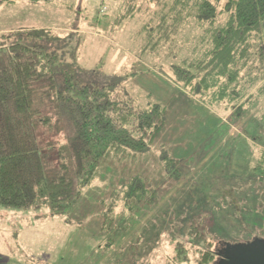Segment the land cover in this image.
<instances>
[{
    "label": "rangeland",
    "instance_id": "rangeland-1",
    "mask_svg": "<svg viewBox=\"0 0 264 264\" xmlns=\"http://www.w3.org/2000/svg\"><path fill=\"white\" fill-rule=\"evenodd\" d=\"M11 1L0 4L1 31L77 32V63L94 71L85 82H121L138 106H166L167 122L146 154L104 160L65 216L0 206V264H200L210 252L214 264L228 244L264 240V182L255 171L264 150V82L237 111L240 101L194 96L169 70L194 52L205 26L188 22L170 35L154 13L172 0ZM129 3L133 15L120 18ZM163 151L182 161V178L169 180ZM137 175L158 201L131 213L119 203L104 230V199Z\"/></svg>",
    "mask_w": 264,
    "mask_h": 264
},
{
    "label": "trees",
    "instance_id": "trees-1",
    "mask_svg": "<svg viewBox=\"0 0 264 264\" xmlns=\"http://www.w3.org/2000/svg\"><path fill=\"white\" fill-rule=\"evenodd\" d=\"M6 2L12 1L0 0ZM129 5L120 18L133 15L136 4ZM158 6L154 15L170 35L188 22L205 26L194 52L169 66L175 84L201 99L240 101L241 111L249 92L264 82V0H172ZM76 33L37 26L0 30V206L65 216L104 160L146 154L166 125V106H138L123 83L85 82V72L94 71L77 63ZM261 154L255 171L263 183ZM161 158L169 180L182 178L181 160L165 151ZM145 180L134 176L104 199V230L113 227L119 203L131 213L158 201ZM213 257L202 254L199 263Z\"/></svg>",
    "mask_w": 264,
    "mask_h": 264
},
{
    "label": "water",
    "instance_id": "water-1",
    "mask_svg": "<svg viewBox=\"0 0 264 264\" xmlns=\"http://www.w3.org/2000/svg\"><path fill=\"white\" fill-rule=\"evenodd\" d=\"M227 259L220 264H264V240L255 239L247 244L226 245Z\"/></svg>",
    "mask_w": 264,
    "mask_h": 264
},
{
    "label": "flooded vegetation",
    "instance_id": "flooded-vegetation-1",
    "mask_svg": "<svg viewBox=\"0 0 264 264\" xmlns=\"http://www.w3.org/2000/svg\"><path fill=\"white\" fill-rule=\"evenodd\" d=\"M226 253H228V252H226V251L224 252V248H223V250H219L216 253L217 260L214 261V264H220L221 262H224L227 259Z\"/></svg>",
    "mask_w": 264,
    "mask_h": 264
}]
</instances>
